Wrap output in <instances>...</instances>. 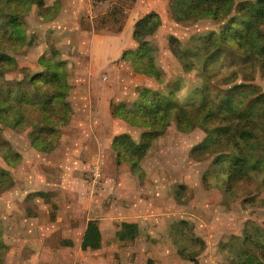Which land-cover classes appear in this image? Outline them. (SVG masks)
<instances>
[{
  "label": "rangeland",
  "instance_id": "obj_1",
  "mask_svg": "<svg viewBox=\"0 0 264 264\" xmlns=\"http://www.w3.org/2000/svg\"><path fill=\"white\" fill-rule=\"evenodd\" d=\"M87 2L91 7L90 15H84L81 23L86 30L91 31L94 28L95 32L103 34L113 35L123 27L128 19L129 11H126V8L130 9L133 3L139 9L137 16L147 9L159 14L160 25L147 39L152 48L154 47L152 52L160 78L158 80L152 75L134 73L135 68L133 69L130 61L115 58L120 51L119 44L117 48H113L110 43L107 49L95 48L92 53L88 51V64L78 71V74H75L72 70L74 65L69 62L72 82L88 71V75L91 73L93 76L92 89L99 92L105 90L109 94L116 92L114 101L131 100L135 96L131 92L132 89L138 87L135 90L138 92L143 87L141 85H146L164 94L172 91L182 104L189 105L200 100L206 86L211 90L226 88L232 82L242 80V72L229 84L222 80L237 66L238 60L234 57L223 59L207 80L198 65L208 56L203 53L206 38L202 39L201 36L209 31L219 33L220 26L229 17L221 20L201 18L191 23H178L171 17L169 0H86ZM51 4H54L56 9L52 17H39L35 4L22 13L26 43L11 47L12 49H0L14 56L17 63L15 69L3 74V79L0 80L2 85L12 84L11 82L25 73L30 74L41 69L37 58L44 52L49 53L51 45L58 48L62 56L68 54L69 58H78L79 54L75 56L76 49L72 47L68 50L64 33L56 24L61 19L58 17L60 2L55 0ZM234 13L235 11L231 14ZM89 34L90 32L88 36ZM169 35L178 39L180 50H192L193 55H189L197 63L196 68L188 70L183 67L181 58L170 48ZM1 41L5 42V39L1 37ZM219 47L224 48V45L217 44L213 49ZM229 54L227 52L226 56H230ZM92 59L101 63H91ZM251 81L264 88V75L258 67L253 69ZM78 83L79 80L75 84L76 88L81 87ZM127 84L130 85L129 88ZM4 93L5 90L1 91V95ZM171 123L172 138L179 143L174 144L175 146H161L162 150H154L153 155H158L161 161L157 170L162 172L167 168L164 187L158 189L166 188L167 194H171L182 204L180 208L173 202L168 203L167 208L172 212L171 217H167L173 218L174 221H185L172 230L174 234L170 233L173 221L170 223L168 218L158 221L155 228L150 229L151 233H148L158 239L153 241L141 234L135 246L128 249L119 247L112 250L115 247L108 235L101 251L81 249L78 238L83 223L90 214H96L94 209L103 214L107 204L116 203L115 200L119 201V196L125 198L129 184L125 187L120 178L119 163L115 161L109 169L100 167L101 183L94 194L92 193L94 208L89 213L87 178L95 163L88 161L86 165H82L83 162L66 161L67 165H56L60 163L54 149L60 140L58 142L57 139L55 147L51 149L53 154L47 155L48 152H39L31 145L28 134L30 126L17 130L0 123V135L21 155L20 160L11 165L0 153V168L7 169L12 180L0 191V238L7 246L4 250L0 248V264H221L228 260V243L239 242L246 224L252 222L264 230V189L259 184V178L254 176L237 182L231 189L224 190L223 185L219 183L221 177L210 179V185L205 186L201 177L204 170L210 166L213 155L195 159L187 154L188 148L185 147L201 140L205 132L200 127H194L184 132L185 135H180L174 121ZM63 126L59 128V136ZM178 145L180 148L175 151ZM149 163L147 162V169L152 168ZM83 168L84 175H81L79 172L83 171ZM141 181L140 177L135 179L136 184ZM177 184L185 186L181 189L179 198L174 190ZM113 206L117 207L116 204ZM173 237L179 241L175 243ZM179 246L187 247L188 253L195 255V258H189L185 252L181 253L177 249Z\"/></svg>",
  "mask_w": 264,
  "mask_h": 264
},
{
  "label": "trees",
  "instance_id": "obj_2",
  "mask_svg": "<svg viewBox=\"0 0 264 264\" xmlns=\"http://www.w3.org/2000/svg\"><path fill=\"white\" fill-rule=\"evenodd\" d=\"M32 4L36 5L41 18L52 17L56 12L55 3L47 5L44 0H0V49H12L26 43L21 16ZM169 10L172 19L178 23L229 17L220 26L219 33L209 31L201 36L206 38L203 53L208 56L198 65L207 80L216 66L219 67L227 57H234L238 60V64L234 63L237 66L222 80L229 84L239 72H242V80L234 81L226 88L211 90L206 86L200 100L189 105L182 104L172 91L164 94L149 87L140 88L135 100H110L111 115L146 128L138 141L126 132L114 135L111 145L117 164L126 161L133 174L142 173L141 161L152 141L174 121L180 131L200 127L205 132L202 139L189 149L190 156L195 159L213 155L210 166L201 177L205 186L210 185V179L221 177L219 183L224 190L231 189L237 182L254 176L259 178V184L264 189V88L251 81L256 67L264 75V0H169ZM233 11L235 13L231 14ZM159 25L160 16L154 10L138 16L132 29L137 45L124 49L120 55V58L130 61L138 72L158 80L160 72L154 61V47L147 36L154 33ZM1 37L5 42L1 41ZM168 38L172 52L181 58L183 67L188 70L196 68L197 63L189 55H193L192 50H180L178 39L172 35ZM220 43L224 48L213 49ZM227 52L230 56H226ZM37 62L41 69L24 74L12 84L4 86L0 83V123L17 130L30 126L31 145L40 151H50L59 137V128L68 123L72 114L68 99L71 86L69 66L53 45L49 53L38 56ZM16 67L14 56L0 51V80L5 72ZM3 90L5 93L1 95ZM0 153L8 164L20 160L19 152L1 135ZM11 181L8 170L0 168V191ZM182 185L177 184L174 188L177 198L181 189L185 188ZM184 221H174L170 233L174 234L172 230ZM120 225L118 236L130 239L135 236L137 226L134 222L121 221ZM172 240L175 243L179 241L174 237ZM228 244L229 258L221 264H264V230L260 226L252 222L246 224L239 242ZM100 245L98 220L90 218L86 222L80 248L96 249ZM5 247L0 238V248L4 250ZM177 249L189 258H195L188 253L187 247L179 246Z\"/></svg>",
  "mask_w": 264,
  "mask_h": 264
},
{
  "label": "crops",
  "instance_id": "obj_3",
  "mask_svg": "<svg viewBox=\"0 0 264 264\" xmlns=\"http://www.w3.org/2000/svg\"><path fill=\"white\" fill-rule=\"evenodd\" d=\"M45 1V4L50 5L55 0H44V2ZM57 1L60 2L58 17H61V19H59L56 24L61 32L64 33V37L68 43H66L68 50L73 47L77 52L75 56L79 54L78 58L75 59L71 56L72 60L69 58L68 54L62 56L67 60L68 66L69 62L74 65L72 70L75 71V74H78V71L88 64V51L92 53V50L95 48L107 49L110 43L113 45V48H117L119 44L118 48L120 51L115 57L117 59L125 48L135 46L136 40L132 37V29L133 23L136 20L135 18L138 17L137 15L139 13V9L135 3H133L134 5L130 9L126 8V11H129L126 23L123 24V27L118 32H115L112 35L95 32L94 28H92L91 31L90 29L86 30L84 28V25L81 23V18L84 15L89 14L91 10L90 3H86V0ZM149 10L150 9L144 10L142 14ZM88 32H90L89 36ZM71 42L73 44H71ZM105 57V59L108 60V57ZM90 62L98 65L101 63L100 61L97 62L93 59ZM133 72L138 75L151 76L142 74L136 69H134ZM92 79V74L90 73L88 75L87 71L79 78H75V81L72 82L69 73V82L71 86L68 93V99L72 107V114L68 123L62 127V132L58 138V142L60 140L59 145H56V147L54 146V153L58 155V161L60 163H56V165L66 164V161L83 162L82 165H86L88 161H91L92 163H97L100 167L102 166L104 169H109L112 164L116 163L115 153L111 145L114 135L126 132L129 133L135 141H138L141 132L146 129L145 127L133 125L119 117L111 115L109 102L110 100H114L113 98L116 96V92L109 94L105 90L99 92L92 89ZM77 80H79L78 84L81 86L80 88H76L75 86ZM141 86L151 88L146 85ZM127 87L129 88L130 85L127 84ZM135 90L132 89L131 91L135 94L131 100L123 101L135 100L138 96V92ZM171 125L172 123L168 125L164 133L160 134L152 141L146 155L141 161L143 169L142 173L133 174L130 170L129 163L126 161H121L119 163V168L121 170L119 174L120 178H122L125 187L129 184V190L125 192V198L119 196V201L115 200L116 203L113 202L111 205L107 204V207L105 208L106 210L104 209L103 214L95 209L93 210L96 214H90L91 216L88 217L81 226V235L78 238L79 245L86 222L90 218H97L98 220L101 232V245L96 249H88V251H101L105 245V237L107 238L108 235L112 238L113 243L111 244L115 247V249L112 250H116L119 247H122L123 249L133 248L141 234H144L145 238H151L153 241L158 239V237L150 236L151 234L148 233H151L150 229H154L155 224L158 221L161 222L166 218L171 217L170 213L172 211L170 212L167 208L168 203L173 202V204L180 208L182 206L174 196L167 194L166 188H164V190L158 189L164 184V178H166L165 176L167 175V168L162 172L159 171V169L157 170V168L160 167L161 161L159 160V157H157L158 155H153L155 151L160 152L162 150L161 146H165L166 144H172L173 146L174 144L177 145L179 143L175 138H172L173 130L170 128ZM177 131H179L180 135L186 134L184 131L178 129ZM197 142H192L189 145H194ZM189 145H185V147L188 148L187 154H189ZM179 148V145L176 146L175 151ZM37 151L48 152L47 155L53 154V151L51 150ZM147 162H151V164L149 163L152 166L151 169H147ZM84 171L83 168V171L79 172V174L84 175ZM138 177H140L142 181L141 183L136 184L135 179ZM93 194H90L88 188L89 213L94 208L92 205ZM114 204H116L117 207H114ZM158 217L162 220H160V218L159 220H156ZM168 219L171 220L170 223H172V221L174 222V220H172L173 218ZM121 221L134 222L136 224L137 231L132 239L117 235V231L121 227Z\"/></svg>",
  "mask_w": 264,
  "mask_h": 264
},
{
  "label": "built area",
  "instance_id": "obj_4",
  "mask_svg": "<svg viewBox=\"0 0 264 264\" xmlns=\"http://www.w3.org/2000/svg\"><path fill=\"white\" fill-rule=\"evenodd\" d=\"M101 178H102L101 168L98 164L95 163L91 167L89 176L87 178L88 188L91 193H94L99 188V185L101 183Z\"/></svg>",
  "mask_w": 264,
  "mask_h": 264
}]
</instances>
